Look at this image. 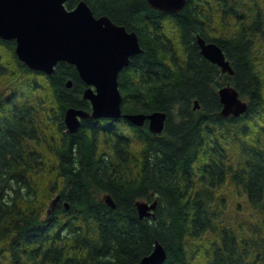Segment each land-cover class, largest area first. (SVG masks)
I'll return each instance as SVG.
<instances>
[{
  "label": "trees",
  "instance_id": "1",
  "mask_svg": "<svg viewBox=\"0 0 264 264\" xmlns=\"http://www.w3.org/2000/svg\"><path fill=\"white\" fill-rule=\"evenodd\" d=\"M84 1L96 17L138 36L142 52L119 73L122 112H166L165 128L155 134L124 117L89 118L71 134L66 109L91 110L76 67L31 70L16 41L0 38L10 54L5 64L0 53V75L23 80L0 95V264H136L156 242L167 252L162 264H194L198 256L202 264L264 262V80L253 60L264 39V0H187L175 14L147 0ZM217 17L229 34L211 36ZM198 35L223 49L233 75L202 56ZM227 83L247 99L239 117L220 114L218 90ZM50 130L58 142L42 149ZM43 173L61 188L45 215L33 183ZM227 180L259 214L249 231L217 209ZM154 199L155 216L141 219L136 202ZM208 233L213 239L189 254L187 241Z\"/></svg>",
  "mask_w": 264,
  "mask_h": 264
},
{
  "label": "water",
  "instance_id": "2",
  "mask_svg": "<svg viewBox=\"0 0 264 264\" xmlns=\"http://www.w3.org/2000/svg\"><path fill=\"white\" fill-rule=\"evenodd\" d=\"M68 0H0V38L15 40V52L31 70L47 75L54 72L59 62L76 67L87 85L83 99L91 103V112L69 107L64 122L71 134L79 130L82 119L120 118L136 126H144L148 120L151 132H163L166 112L122 113V96L119 89V73L130 62V58L142 52L138 36L124 26L117 25L107 16L96 17L90 6L80 0L71 10L66 7ZM148 4L165 13H177L187 0H147ZM197 43L202 56L217 65L223 74H234L223 49L213 41H206L200 35ZM71 81L67 83L71 87ZM223 117H239L248 109L237 89L230 83L218 90ZM199 103L195 100L194 109ZM59 195L53 199L54 208ZM105 201L112 208L115 203L110 195ZM158 201L138 200L136 208L141 219L154 217ZM68 206V205H66ZM167 258L163 245L156 242L153 251L136 264H162Z\"/></svg>",
  "mask_w": 264,
  "mask_h": 264
},
{
  "label": "rangeland",
  "instance_id": "3",
  "mask_svg": "<svg viewBox=\"0 0 264 264\" xmlns=\"http://www.w3.org/2000/svg\"><path fill=\"white\" fill-rule=\"evenodd\" d=\"M168 26H171L168 24ZM225 35L229 34L228 31L225 30V27L221 24L220 18L217 17L216 22L214 24L213 32L211 33V36H219V35ZM176 43V42H175ZM180 49V45H177ZM0 53H3L5 55V61L4 63L10 64V54L7 53L3 48L0 47ZM7 60V61H6ZM253 60L255 62V65L257 67L258 72L260 73L262 79L264 80V39H257V43L255 45V48L253 50ZM11 67V66H10ZM23 82L22 75L20 73H17V75H0V95L6 90V88L9 87L11 84H21ZM244 100L247 101L246 98ZM258 131L254 129L253 134L257 133ZM53 133V138L50 137V134ZM58 135L53 130L49 131V137L46 138L45 142L40 145L42 149H46L48 143L52 144V140L54 139L56 142H58ZM139 148L138 145L134 147V150L137 151ZM47 157L52 161L55 160L54 157H51L47 155ZM57 180L56 176L54 174H37L33 178V183L36 186L39 194L38 199L35 203L36 206L42 211V213L45 215L48 211L49 207L51 206V203L54 198L59 194L60 191V183L54 187V182ZM60 182V181H59ZM104 195V194H103ZM223 196V204L219 201H217L216 206L219 211H221L223 215V219L226 223H229L233 227H238V224L242 222L243 229L245 231H249V228H245L247 224H254L259 219V214L254 211L250 205L248 204L247 198L245 195L238 193L233 186L231 185L230 181L227 180L226 183L217 190L216 197ZM34 205V206H35ZM251 226V225H250ZM213 235L211 233H208L203 236L200 240H188L187 241V251L189 254L199 245H201L200 248L205 246L208 242H210ZM199 248V249H200ZM201 257L198 256V258H195L193 261H195L194 264H202ZM192 261V262H193ZM10 264V263H9ZM258 264H264V262H259Z\"/></svg>",
  "mask_w": 264,
  "mask_h": 264
},
{
  "label": "flooded vegetation",
  "instance_id": "4",
  "mask_svg": "<svg viewBox=\"0 0 264 264\" xmlns=\"http://www.w3.org/2000/svg\"><path fill=\"white\" fill-rule=\"evenodd\" d=\"M178 13V12H177ZM168 14H175V13H168ZM90 107H91V104H90ZM92 108V107H91ZM82 109V108H81ZM87 111H90L91 112V110H87ZM123 113V112H122ZM124 114V113H123ZM121 117H123V116H121ZM120 117V118H121ZM89 118H91V117H89ZM89 118H86V119H89ZM120 118H117V119H120ZM86 119H82L81 121H83V120H86ZM145 124H147L148 125V120L146 121V123ZM149 128V127H148ZM150 130V129H149Z\"/></svg>",
  "mask_w": 264,
  "mask_h": 264
}]
</instances>
